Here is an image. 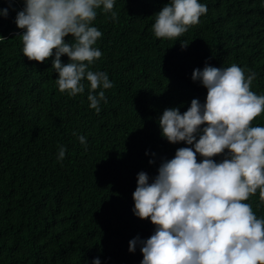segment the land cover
Returning a JSON list of instances; mask_svg holds the SVG:
<instances>
[{
	"label": "trees",
	"instance_id": "trees-1",
	"mask_svg": "<svg viewBox=\"0 0 264 264\" xmlns=\"http://www.w3.org/2000/svg\"><path fill=\"white\" fill-rule=\"evenodd\" d=\"M167 2L115 0L117 22L98 10L93 26L103 36L95 46L103 56L90 67L107 72L114 87L97 114L86 80L84 93L70 97L59 91L51 59L23 55L15 17L24 0L11 7L0 0L8 9L0 16V264H92L96 257L140 264V246L129 252V241L146 240L155 226L133 213L137 174L146 172L151 182L162 159L192 147L162 136L163 111L184 113L192 99L205 101L207 89L191 75L206 62L255 71L252 90L264 94V0H199L208 7L200 23L161 39L152 24ZM253 125L264 126V114ZM248 202L264 217L258 193Z\"/></svg>",
	"mask_w": 264,
	"mask_h": 264
},
{
	"label": "clouds",
	"instance_id": "clouds-1",
	"mask_svg": "<svg viewBox=\"0 0 264 264\" xmlns=\"http://www.w3.org/2000/svg\"><path fill=\"white\" fill-rule=\"evenodd\" d=\"M5 2L11 7L15 0ZM114 8L115 0H24L15 17L23 30L17 34L23 55L39 63L51 59L58 89L70 97L84 93L86 80L89 107L97 114L114 83L107 72L91 70L103 56L95 46L103 33L93 22L98 10L117 22ZM207 12L199 0H168L155 14L152 31L157 38L177 39ZM7 15V8L0 9V16ZM188 44L181 42V48ZM191 79L207 89L205 101L192 99L184 113L166 108L159 126L169 143L192 147L162 159L151 182L146 172L137 174L133 213L155 228L146 240L131 239L128 250L140 246V264H264V217L248 202L258 193L256 207L264 205V126L253 125L264 114V94L252 90L257 73L235 63L206 62ZM78 139L87 150L86 137ZM65 154L60 146L57 160ZM216 156L224 158L217 162ZM92 264H101L100 258Z\"/></svg>",
	"mask_w": 264,
	"mask_h": 264
}]
</instances>
